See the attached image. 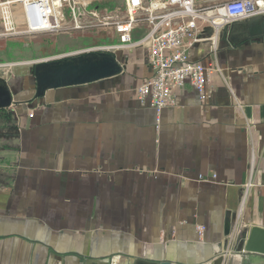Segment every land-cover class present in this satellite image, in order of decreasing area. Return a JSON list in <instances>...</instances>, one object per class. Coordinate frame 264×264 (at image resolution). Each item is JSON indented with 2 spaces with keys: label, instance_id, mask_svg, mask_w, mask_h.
<instances>
[{
  "label": "crops",
  "instance_id": "1",
  "mask_svg": "<svg viewBox=\"0 0 264 264\" xmlns=\"http://www.w3.org/2000/svg\"><path fill=\"white\" fill-rule=\"evenodd\" d=\"M263 34L264 17H255L223 28L215 51L209 40L195 43L190 58L216 66L207 98L185 84L158 128L136 95L153 75L142 47L105 51L121 66L115 76L41 97L30 72L14 75L0 264H264L230 240L238 226L264 227Z\"/></svg>",
  "mask_w": 264,
  "mask_h": 264
},
{
  "label": "built area",
  "instance_id": "2",
  "mask_svg": "<svg viewBox=\"0 0 264 264\" xmlns=\"http://www.w3.org/2000/svg\"><path fill=\"white\" fill-rule=\"evenodd\" d=\"M116 1L120 5L112 6ZM256 16H264V0H2L0 38L61 31L70 34V31L96 28L104 32L108 29L118 40L58 58L142 47L145 63L153 69V75L137 86L136 95L141 104L148 101L154 109L158 128L162 110L173 104L176 90L185 84L196 90L201 101L207 98L209 74L216 66L192 60L190 48L199 41L209 40L215 51L223 28ZM142 26L141 36L134 38V31ZM251 175L250 168L242 187L241 207L251 186ZM215 177L213 174L212 179ZM199 179L208 180L201 175ZM196 231L201 238L204 227L199 225Z\"/></svg>",
  "mask_w": 264,
  "mask_h": 264
},
{
  "label": "rangeland",
  "instance_id": "3",
  "mask_svg": "<svg viewBox=\"0 0 264 264\" xmlns=\"http://www.w3.org/2000/svg\"><path fill=\"white\" fill-rule=\"evenodd\" d=\"M111 5L119 6L120 2L116 1ZM17 18L18 21L21 20L20 17ZM20 26H22V23H20ZM105 31H98L96 28H92L84 32L70 31V35L69 32L61 31L30 33L17 37L0 38V65H5L0 66V78H4L10 83L14 75L31 73L36 62L108 43L107 38L111 34L108 29ZM7 64L12 65L9 66ZM14 126L15 119L8 109L0 110V182L8 176L11 169L10 166L13 164V158L9 152L13 148L8 145L13 141ZM244 230L238 226L236 232L230 235V240L237 243Z\"/></svg>",
  "mask_w": 264,
  "mask_h": 264
},
{
  "label": "water",
  "instance_id": "4",
  "mask_svg": "<svg viewBox=\"0 0 264 264\" xmlns=\"http://www.w3.org/2000/svg\"><path fill=\"white\" fill-rule=\"evenodd\" d=\"M264 16H256V18ZM243 20L250 23L251 19ZM211 32L210 29H206ZM264 40V34L262 35ZM121 66L110 52H87L66 56L56 60L36 62L31 70L30 86L34 97H41L46 90L94 82L117 75ZM4 78H0V110L11 106L14 89ZM239 254L253 253L264 256V227L253 225L244 230L236 245ZM222 257L211 264H221ZM133 264H169L137 259Z\"/></svg>",
  "mask_w": 264,
  "mask_h": 264
},
{
  "label": "bare ground",
  "instance_id": "5",
  "mask_svg": "<svg viewBox=\"0 0 264 264\" xmlns=\"http://www.w3.org/2000/svg\"><path fill=\"white\" fill-rule=\"evenodd\" d=\"M7 65L11 66L12 64H7ZM0 66H5V65H0Z\"/></svg>",
  "mask_w": 264,
  "mask_h": 264
},
{
  "label": "trees",
  "instance_id": "6",
  "mask_svg": "<svg viewBox=\"0 0 264 264\" xmlns=\"http://www.w3.org/2000/svg\"><path fill=\"white\" fill-rule=\"evenodd\" d=\"M1 111H3V109H1Z\"/></svg>",
  "mask_w": 264,
  "mask_h": 264
}]
</instances>
